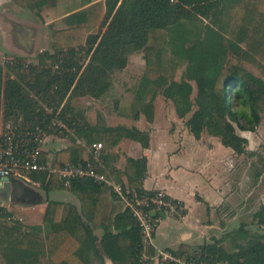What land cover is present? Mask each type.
Here are the masks:
<instances>
[{
    "label": "trees",
    "instance_id": "obj_1",
    "mask_svg": "<svg viewBox=\"0 0 264 264\" xmlns=\"http://www.w3.org/2000/svg\"><path fill=\"white\" fill-rule=\"evenodd\" d=\"M15 1L24 7L35 5L41 8L49 0ZM106 7L104 23H108L109 19L110 22L102 35L87 36L84 11L66 16L68 26L55 31L53 49L66 50L72 55L87 43L88 50L93 53L91 62L81 74L82 67L76 59L70 66L64 64L61 72H40L35 99L20 80L4 79V69L0 63V114L6 118L14 114L22 116L24 127L33 139L41 131L55 134L53 121L62 120L72 126L79 118L72 113L70 101L73 97L81 94L100 96L110 83L109 80L102 82L108 78L106 71L125 68L131 53L143 50L147 70L136 91L137 103L143 106L147 120L153 122L156 93L147 87L155 81L152 75L162 71L160 48L155 39L165 30H170L173 56L179 61L177 64L186 66L188 80L173 78L166 84L163 94L174 101L181 117L190 113L194 106L198 107L188 120V126L196 138L207 131L219 137L222 145L232 149L235 154L247 153L248 139L240 135L237 128L253 132L261 124L264 78L241 65L226 64L220 40L225 34L228 35L233 41L235 55L251 62L264 74V2L106 0ZM202 17L209 19L210 26H198V20ZM203 29L206 30L204 35ZM8 66V70L13 68L10 64ZM68 66L76 67V71ZM158 77L162 80L163 76ZM190 80L196 81L199 86L195 100L191 99L193 87ZM140 116L141 113H136L133 119L138 120ZM83 118L79 119L83 120L85 143H77L73 138V146L62 148L55 154L44 151L42 160L56 170L67 164L87 166L102 160L103 167L97 172L106 181L83 177L74 180L67 188L57 173H31V178L39 183L38 187L47 195L44 225L26 230L18 220L0 221V264H104L99 246L113 264H149L155 256L153 245L144 243L139 221L109 184L127 185L128 188L142 191L148 173L147 157L133 159L120 173L114 165L118 154L113 149L125 139L136 141L148 149L151 144L150 132L135 126H106L104 121L95 122L88 115ZM97 144H105L109 148L106 153L100 150V160L95 156ZM21 185H24V195L33 200L32 189L28 184ZM64 191L76 196L81 206L49 197L51 193ZM109 192H112L111 196ZM149 192L155 194L156 190ZM43 200L45 198L40 194L33 201L36 204ZM0 211L3 217L2 207ZM254 218L262 234L253 235L241 227L231 232L236 240L233 251L226 250L220 239L214 244L202 246L199 251L201 260L205 264H264V205ZM96 227L103 231L100 237L95 232ZM190 251L189 247H184L173 254L189 257ZM28 252L35 255L19 262L10 260V257L15 259Z\"/></svg>",
    "mask_w": 264,
    "mask_h": 264
},
{
    "label": "rangeland",
    "instance_id": "obj_2",
    "mask_svg": "<svg viewBox=\"0 0 264 264\" xmlns=\"http://www.w3.org/2000/svg\"><path fill=\"white\" fill-rule=\"evenodd\" d=\"M250 1L264 2V0ZM77 11H84L87 17V23L85 25L87 27L88 37L102 35L107 30L110 19L108 23L106 22L107 24L104 23L107 12L106 0H49L48 4L41 8L35 5L24 7L17 4L15 0H0V63L4 69V79L20 80L22 85L27 87L28 92L32 94V98L35 99V92H37L35 86L38 87L39 85L40 81L38 74H40V72H61L65 68L64 64L70 66V63L75 62L74 59H76L82 67L80 71L81 74L91 62L93 54L88 50L89 46L87 43L83 48L77 49L75 54L73 53L72 55L68 54L66 50L57 51L53 49L55 31L67 28L68 25L65 21L66 16ZM198 21L199 27L200 25L206 27L210 22L209 19L203 17ZM203 30L204 35L206 30ZM23 31H26V34H24ZM155 43L160 48L159 51L161 54L159 61L162 64V71H158L153 75L151 74L154 78L152 80L155 81L149 83L147 87L148 90L156 93L153 112L157 129L154 138V149L151 154L152 176H155L154 178L159 179V181L161 180L162 183L166 181L172 182L170 178H168V175H170V172H168V156L179 154L178 157L181 159L180 162L185 165V171L175 172L173 176L179 185V189L187 192L188 187L207 184L209 181L207 176L212 175L211 171H217L216 167L220 166L222 161L219 159L222 157L224 159L223 161L226 162L225 166L232 165L233 167H237V169L235 173L228 175L225 169L220 170V168H218L219 172L223 171L222 175H220L222 177L218 179L220 181L219 184L228 182V176H230L232 179L242 182L244 185V189L242 190L244 192L241 191L243 195L237 202L236 208L234 209L235 211L232 215L233 217L230 216L229 213H221V211H218L216 221L218 223L223 222L227 229H232V233L242 227L253 235L262 234L263 231L254 218V215L255 212L259 211L264 205V113H262V122L255 131H242L237 128V132L248 139L247 153L239 155L235 160L231 158L232 154L228 155L226 152H216L214 156L209 155V150H214L215 148L228 149V147L222 145L219 137L213 136L207 131H204L200 138H196L188 126V120L198 107L194 106L190 113L181 117L177 113L174 101L165 97L163 90L166 84H169L173 78L178 80L184 78L188 80V76L186 75V66H180V63L177 64L179 61H176L173 56L171 31L165 30L162 32L155 39ZM220 47L225 54L226 64L241 65L254 74L264 78V74L251 62L242 60L235 55L233 41L229 39L228 35L225 34L220 40ZM47 53L48 55H46ZM144 56L143 50H136L128 57L129 61L125 68L108 69L106 71V73L108 72V78L102 80V82L105 83L109 80L110 83L100 96L95 97L93 95L81 94L80 96L73 97L70 101L73 115L79 116V118L81 117L82 119H84L83 116L86 118L88 115L91 116L95 122L104 121L105 125L110 127L120 125L134 127L135 125H131L132 122L136 123L140 121V118H143L144 124L153 123L154 121L149 122L147 120L146 115L143 113V106L137 103L136 91L147 70ZM43 57H45L44 61H42ZM8 64L12 65L14 69L11 68V70H8ZM69 66L67 68L76 71V67L71 68ZM158 76H163L161 77L162 80H160ZM103 83L99 85L100 88L103 86ZM190 84L193 87L191 99L195 100L199 92V86L197 82L193 80H190ZM44 106H47V110L50 109V107L48 109V105L45 104ZM50 110L49 112H51ZM136 113H141L138 120L133 119ZM1 116L2 114H0V136L1 134L4 136L5 133L12 132V130L17 135L28 132L24 127L22 116L14 114L11 118L5 117L2 121ZM118 117H124L125 121H121ZM79 118L76 120V123H72V126L65 122L67 127V129H63L65 135L60 132V128L62 127L58 126L57 128H59V130L56 131L55 134L46 133L47 136L45 138L43 135L41 147L44 151L55 154L59 149L73 146V138L76 139L77 143H85L83 137L85 130L81 123L83 120ZM165 118L171 119L170 123L172 125H166ZM128 119L129 121H127ZM8 120H10L9 123L12 124L11 128L7 127ZM173 120L176 123H173ZM53 123L58 124L57 121H53ZM165 126L169 131L172 130L169 135L162 131ZM176 130L178 133H176ZM190 135L194 137L191 138ZM102 145L101 151L103 150V152L106 153L109 148L105 144ZM123 149L129 151L132 154L131 157L127 155L124 156L125 152ZM115 150L118 154L116 163L120 168V173L124 172L126 165L132 162L133 159L135 160L146 156L149 163L148 156L142 153L136 145L124 143L122 147H117ZM115 150L114 152H116ZM171 151L173 153H170ZM175 162L176 159H173L172 164ZM211 166L214 167L212 168ZM187 170L194 172V174L187 172ZM27 186L40 193L42 192L40 187L34 184H28ZM127 190L128 187L125 185V193ZM159 191L161 192L162 190H156V193ZM142 192H145L144 187L142 191H139V194H142ZM111 193L112 192H109L110 196ZM41 194H43L45 198L43 202H46V193L42 192ZM54 194L52 193L51 195L55 196ZM148 194L151 193L148 192ZM4 195H8V192L0 191V207H2L4 211V215L0 217V221L6 220L7 222H14L18 220L26 230L32 229L31 227L33 226L44 225L45 214L40 212V209L32 207L33 204L31 203H34V201H32L28 195L22 194V197H19L18 194L15 193L9 196ZM126 197H128L127 193ZM58 198H64V202L68 204L72 202L78 207L81 206L79 199L69 191H64V194L62 193ZM125 207L127 206L125 205ZM156 212L157 215H155V217V212L151 213L154 219L159 218L161 215L159 210ZM182 212L183 209L179 208L175 215L179 217ZM226 219H228V226L225 223ZM151 224L153 226L152 229L156 230V225L158 224L156 219L151 221ZM95 232L100 237L103 231L101 228L96 227ZM220 239L223 241L222 246L225 247L226 250L233 251L235 249L236 240L235 236H232L231 233L223 234L219 238L213 236L211 239L212 243L210 242L209 244H214ZM144 243L148 244L146 242ZM202 246V244L196 245L194 251H200ZM192 251L193 250L190 252ZM34 255L35 253H23L15 259L14 257H10V260L12 259L14 262H19L31 258ZM8 256H10V254H8ZM10 260L7 261L10 262ZM157 261L158 264H170L171 262L166 261L165 255L161 254L159 258L155 257L151 259V263L149 264H156Z\"/></svg>",
    "mask_w": 264,
    "mask_h": 264
},
{
    "label": "crops",
    "instance_id": "obj_3",
    "mask_svg": "<svg viewBox=\"0 0 264 264\" xmlns=\"http://www.w3.org/2000/svg\"><path fill=\"white\" fill-rule=\"evenodd\" d=\"M118 119H120L121 121H125L124 117H118ZM170 120L171 119L169 118H165L166 125H172L170 123ZM127 121H129V119ZM143 121V118H140V121H137L136 123L131 121V125H135L141 130L150 132V147L148 149H144L140 143L125 139L121 141L120 144L114 148V150L117 147H122L124 143H127L129 145H136V147H138L140 151L142 153H145L149 158L148 176L144 181V189L148 191L162 190L168 195V197H170V199L178 201L180 204H182L184 211V213L179 217H177L175 213H170L164 216L159 224H157L151 242V245H153L155 249V256L152 259H154L155 257L159 258L161 254L178 252V250L184 249V247H189L191 250H194V247L196 245H209L213 236L219 238L223 234L231 233L232 229H227L223 222L218 223L216 221V217H218L217 212H226L229 213L230 216H232L239 198H241V196L243 195L241 194V191H243L242 189H244V185L242 184V182H239L236 179H232L230 176H228V182L219 184L220 181L218 179L222 177L220 175H222L223 171L219 172L218 168H220V170L225 169V172L228 175H232L236 172L237 167H233L232 165L225 166L226 162H224V159L221 157L219 160H221L222 162L220 163V166L216 167L217 171L214 172L213 170L211 171L212 175L207 176L209 179L207 184L188 187L187 192H185L179 189V185L177 184L173 176L175 172L185 171V165L180 162L181 159H179L178 157L179 154H172L168 156V172H170L168 178H170V181L172 182L166 181L162 183L161 180L159 181V179H155V176H152L151 174V154L154 149V138L156 136V120H154V122L150 124L146 122V124H144ZM173 123L176 122H174L173 120ZM162 131L166 132L168 135L172 132V130L169 131L166 126L164 127V129H162ZM176 133H178V131ZM190 136L191 138L194 137L192 135ZM123 151L125 152L124 156L127 155L128 157H131L132 154L129 151H126L125 149H123ZM216 152H226L228 155L232 154L231 158H233L234 160L239 157V155L234 154V151L230 148H215L214 150H209L208 154L210 153L209 155L214 156V153ZM170 153L173 152L171 151ZM173 159H176V162L174 164H172ZM116 162L117 160L115 161L114 165L116 169L119 170L120 168ZM211 167L213 168L214 166ZM187 172L194 174V172H191L189 170H187ZM62 193L64 194V192ZM62 193L55 192V194L53 193L55 196H52L51 193L49 197L50 199L54 200H63L64 198H58V196L62 195ZM31 204H33L32 207H34L35 209H40V212H43L45 214L47 208L46 202ZM225 223L226 225L228 224V219L225 220ZM156 264H158V261Z\"/></svg>",
    "mask_w": 264,
    "mask_h": 264
},
{
    "label": "built area",
    "instance_id": "obj_4",
    "mask_svg": "<svg viewBox=\"0 0 264 264\" xmlns=\"http://www.w3.org/2000/svg\"><path fill=\"white\" fill-rule=\"evenodd\" d=\"M2 119H5L3 114L1 116V121ZM9 121L10 120L7 121V127L11 128L12 124H10ZM57 122L58 124H52L53 127H56V131L59 130L57 126L62 127L60 128V132L65 135L63 130L67 129L65 123L62 120H58ZM43 135L45 138L47 136L46 132H42L41 135L38 134L37 137L33 139L30 132L17 135L13 130L12 132L5 133L4 136L1 134L0 181L4 182V180L8 179L10 181L20 182L21 184L39 185L38 182L31 178V173L33 172L57 173L59 179L67 188L71 187L74 180L83 177H95L98 181H106V179L97 172L99 168L103 167L102 160L99 163L88 164L87 166L67 164L59 170L52 169L48 162L46 163L42 160V153L44 152V149L41 147ZM102 147V144H97V146H95V156L99 160ZM109 184L113 186L114 191L122 198V201L127 206L126 208L139 219L138 221L142 228L143 238H145L144 242L148 244H151L155 231V229H152L153 226L151 221L156 219V222L159 224L164 216L170 213H177L179 208L183 209L182 204L170 199L163 191H159L156 194H148L149 191L145 189V192L139 194L138 190L128 188L126 192L128 197H126L122 185L112 182H109ZM157 210L160 211L161 215L159 218L154 219L151 213L155 212V217V215H157ZM1 214L2 211H0V217ZM164 255L166 261H171L174 264H205V262L201 260V253L199 251H192L189 257H183L180 254L173 253H165Z\"/></svg>",
    "mask_w": 264,
    "mask_h": 264
},
{
    "label": "water",
    "instance_id": "obj_5",
    "mask_svg": "<svg viewBox=\"0 0 264 264\" xmlns=\"http://www.w3.org/2000/svg\"><path fill=\"white\" fill-rule=\"evenodd\" d=\"M17 184H21V183L10 181L8 179L4 180V182L0 181V191H7L9 194L11 188H14ZM31 191L33 192V195H31V197L35 200L36 195H40V193L37 190H33V189ZM99 248H100V254L104 259V264H113L112 260L106 255L102 247L99 246Z\"/></svg>",
    "mask_w": 264,
    "mask_h": 264
},
{
    "label": "flooded vegetation",
    "instance_id": "obj_6",
    "mask_svg": "<svg viewBox=\"0 0 264 264\" xmlns=\"http://www.w3.org/2000/svg\"><path fill=\"white\" fill-rule=\"evenodd\" d=\"M23 33L26 34V31H23ZM22 186H24V185L17 184L13 189H11V191H10V193L8 195H4V196H9L10 194L15 193V194H18L19 197L20 196L22 197V194L23 195L25 194L24 189L22 188Z\"/></svg>",
    "mask_w": 264,
    "mask_h": 264
}]
</instances>
